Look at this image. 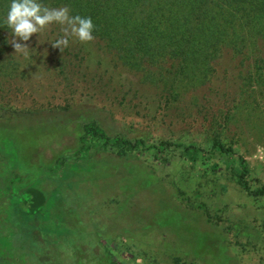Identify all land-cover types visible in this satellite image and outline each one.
Returning <instances> with one entry per match:
<instances>
[{"label":"rangeland","instance_id":"rangeland-1","mask_svg":"<svg viewBox=\"0 0 264 264\" xmlns=\"http://www.w3.org/2000/svg\"><path fill=\"white\" fill-rule=\"evenodd\" d=\"M61 29V25L52 24L45 31L33 34L27 42L19 41L29 46L27 55L15 52L8 42L11 32L0 34V48L3 47L0 50V121L16 125L0 127V162L4 168L9 167L7 174L14 170L32 173L42 164L51 165L52 162L45 160L46 151L67 130L61 124L56 128L58 122L50 118L62 116L63 119L74 112L87 114L92 110L110 133L133 140L144 139L147 148L139 150L141 156L161 157L152 146L161 141L172 144L171 163L158 165L159 173L167 181L179 180L186 164L211 170L216 163L238 179L242 156L248 162L245 179L249 187L258 190L263 186L264 104H259L253 112L245 108L237 110L232 100L235 89L220 80L222 73H217L214 81H203L199 78L200 68L190 63L188 70L180 74L184 58H165L158 64H150L145 62V57H131L122 47L111 48L97 38L81 43L74 36L68 37L69 46L61 52L51 43L64 36ZM217 138L232 145L233 153H211L209 149ZM183 146L191 148L184 152ZM196 146L204 149L196 150ZM139 175L135 176L141 178ZM91 180L94 177L83 183L78 179L63 183L61 194H49L46 206L47 214L54 206L49 218L63 224V228L71 227L69 220L74 218L80 232L86 226L92 229L86 234L88 256L79 247L80 254H84L79 257L80 263L94 264L96 259H102L92 247L104 239L122 264H144L143 260L129 261L125 255V245L137 243L142 247L144 243L138 237L133 244L129 240L123 242V237L135 236L136 230L156 226L162 227L161 245L166 252L175 250L200 256L206 264H227L230 259L225 233L213 229L207 222L204 224L197 211L191 210V213L184 209L185 214H180L171 209L168 196L153 192L160 188L153 186L152 180L146 181L147 186L140 195L134 194L135 188L130 189L133 193L115 192L119 186L127 189L121 180L98 178L95 184ZM230 185L233 200L227 202L223 195L219 199L212 196L210 200L215 205L221 203L226 212L223 216L231 214L234 219H246L253 226L249 229L253 235H243L237 240L230 230V253L234 258L228 264H264V195H246L233 182ZM6 204L7 200L2 199L1 205ZM216 217L213 223L217 222ZM155 231L157 234H151L154 243L159 239V230ZM68 240L71 239L68 237ZM31 246L37 249L35 256L42 263L46 260V264H53L52 260L60 263L43 244L33 240ZM162 250L157 264H173L172 258ZM135 252V257L140 255L138 250ZM65 262L70 259L66 258ZM21 264L35 262L26 256Z\"/></svg>","mask_w":264,"mask_h":264},{"label":"trees","instance_id":"trees-1","mask_svg":"<svg viewBox=\"0 0 264 264\" xmlns=\"http://www.w3.org/2000/svg\"><path fill=\"white\" fill-rule=\"evenodd\" d=\"M39 2L50 8L67 6L71 15L91 17L96 26L93 31L95 38L111 48L122 47L131 57L136 56L135 59L142 56L145 57V62L158 64L165 58L166 60L184 58L180 64V74L187 71L192 63L200 68L199 78L203 81L207 79L209 82L217 73H222L220 80L227 87L235 89L232 100L237 110L245 108L253 112L257 110L259 104H264V0H39ZM10 4L11 0H0V34L11 32L5 25ZM120 43L123 46H120ZM88 111L87 114L74 112L63 116V119L62 116L50 118L58 122L56 128L61 124L60 126L65 125L67 130L61 132L60 140L55 142L50 151H46L48 157H45V160L52 162L51 165L42 164L32 173L14 170L7 174L6 170L9 167L4 168L0 162V205L2 199L7 200L6 206L1 205L0 208V264H21L24 263L26 256L35 264H46L47 260L42 263L39 257L35 256L38 255V251L31 246L33 240L52 251L50 254L59 260V264H82L79 257L89 254V249L86 248L88 246L86 234L92 229L86 226L85 231L80 232L74 218L69 220L71 227L63 228V224H56L49 218L54 206L50 208L48 214L46 206L49 194H61L63 183H73L76 179L83 183L90 177H94L92 183L98 178L121 180L127 189L119 186L115 192L122 195L133 193L130 189L134 188L136 189L134 194L140 195L147 186L146 181L152 180V185L160 188V191L153 192L168 196L171 200V209L180 214H185L182 211L184 209L191 213H193L191 210L197 211L204 224L207 222L213 225V229L225 233L227 252L230 254L228 264L234 258L230 253L229 232L233 231L234 237L239 240L243 235L251 237L253 232L249 229L253 226L246 219H234L231 214L223 216L226 213L224 207L221 203L215 205L214 200L211 201L210 198L219 199L223 195L226 196L227 202L233 200L235 196L230 192L232 189L230 182L236 184L238 190L246 195H264V184L260 189L252 190L245 179L248 170L247 160L240 157L241 169L238 179H234L226 168H219L216 163L211 170L198 166L200 171L197 167L186 164L179 180L167 181L159 173L158 165L171 163L169 155L174 153L172 144L161 141L152 146L163 158L141 156L139 150L147 148L144 139L133 140L121 134H112L94 111ZM15 126L0 121L2 128ZM56 128L51 131H55ZM183 147L184 152L191 148ZM203 149L196 146V150ZM233 150L232 145H226L219 138L213 141L209 149L211 153L219 151L226 154L233 153ZM137 173H140L138 177L141 178L135 176ZM213 217L217 218V222H212ZM161 228L156 226L136 230L135 236L123 237V242L129 240L133 244L138 237L137 240L144 243L142 247L137 243L132 246L125 245V255L129 261L159 263L160 250L164 248L161 245L164 241ZM156 229L159 230L157 235L159 239L154 243L152 237L155 234L152 233H156ZM83 233L84 237H81ZM79 247L83 248L84 254H80ZM92 248L94 252L102 255V259H96L97 262L94 264H122L115 258V253L105 244L104 239H100ZM135 249L138 250L139 256L135 257ZM162 251L172 258L173 264H206L200 256L178 253L175 250ZM66 258H69L70 262L66 263ZM52 261L53 264H57Z\"/></svg>","mask_w":264,"mask_h":264},{"label":"clouds","instance_id":"clouds-1","mask_svg":"<svg viewBox=\"0 0 264 264\" xmlns=\"http://www.w3.org/2000/svg\"><path fill=\"white\" fill-rule=\"evenodd\" d=\"M52 24L62 26L64 36L51 42L61 52L69 46L70 36L76 37L81 43L95 39L93 31L96 26L91 17L71 15L67 6L50 8L39 0H11L5 20V25L12 33L8 42L15 52L27 55L29 46L19 41L27 42L33 34L45 31Z\"/></svg>","mask_w":264,"mask_h":264}]
</instances>
